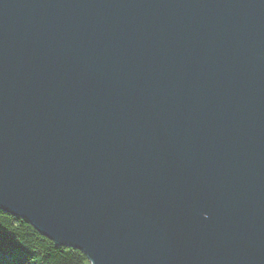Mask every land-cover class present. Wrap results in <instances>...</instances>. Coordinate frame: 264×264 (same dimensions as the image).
<instances>
[{
    "label": "water",
    "instance_id": "1",
    "mask_svg": "<svg viewBox=\"0 0 264 264\" xmlns=\"http://www.w3.org/2000/svg\"><path fill=\"white\" fill-rule=\"evenodd\" d=\"M0 212L91 264H264V0H0Z\"/></svg>",
    "mask_w": 264,
    "mask_h": 264
},
{
    "label": "trees",
    "instance_id": "2",
    "mask_svg": "<svg viewBox=\"0 0 264 264\" xmlns=\"http://www.w3.org/2000/svg\"><path fill=\"white\" fill-rule=\"evenodd\" d=\"M0 264H91L81 251L58 246L23 219L0 212Z\"/></svg>",
    "mask_w": 264,
    "mask_h": 264
}]
</instances>
